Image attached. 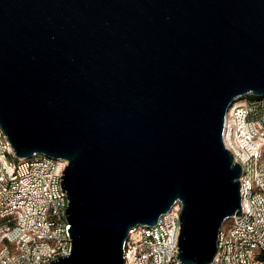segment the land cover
<instances>
[{
	"label": "water",
	"instance_id": "1",
	"mask_svg": "<svg viewBox=\"0 0 264 264\" xmlns=\"http://www.w3.org/2000/svg\"><path fill=\"white\" fill-rule=\"evenodd\" d=\"M264 97V0H0V129L67 162L69 255L124 264L130 230L179 202L180 264H209L241 215L224 118Z\"/></svg>",
	"mask_w": 264,
	"mask_h": 264
},
{
	"label": "built area",
	"instance_id": "2",
	"mask_svg": "<svg viewBox=\"0 0 264 264\" xmlns=\"http://www.w3.org/2000/svg\"><path fill=\"white\" fill-rule=\"evenodd\" d=\"M236 100L224 118L223 143L241 166V215L219 231L209 264H264V97ZM67 166L34 154L19 159L0 129V264H47L69 255L60 178ZM181 204L152 227L129 231L124 264H180L175 255Z\"/></svg>",
	"mask_w": 264,
	"mask_h": 264
},
{
	"label": "rangeland",
	"instance_id": "3",
	"mask_svg": "<svg viewBox=\"0 0 264 264\" xmlns=\"http://www.w3.org/2000/svg\"><path fill=\"white\" fill-rule=\"evenodd\" d=\"M250 98H253V97H250ZM229 224H230V221L229 220L225 221L224 224H223V226H222V228H221V230L224 229V228H226Z\"/></svg>",
	"mask_w": 264,
	"mask_h": 264
}]
</instances>
